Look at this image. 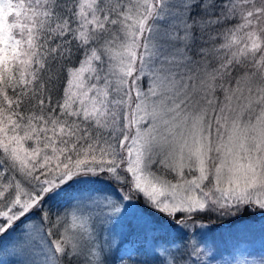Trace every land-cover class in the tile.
Instances as JSON below:
<instances>
[{
	"label": "snow or ice",
	"instance_id": "snow-or-ice-1",
	"mask_svg": "<svg viewBox=\"0 0 264 264\" xmlns=\"http://www.w3.org/2000/svg\"><path fill=\"white\" fill-rule=\"evenodd\" d=\"M245 216L264 0H0V264H214Z\"/></svg>",
	"mask_w": 264,
	"mask_h": 264
},
{
	"label": "trees",
	"instance_id": "trees-1",
	"mask_svg": "<svg viewBox=\"0 0 264 264\" xmlns=\"http://www.w3.org/2000/svg\"><path fill=\"white\" fill-rule=\"evenodd\" d=\"M216 223L220 226L214 228L213 231L209 233L208 237L210 243L214 242L215 244L217 259L214 261V264H226L225 257H229L231 259V264H236V258L241 257L242 255L238 254L237 257L230 255L226 248L230 245H261L264 250V246H262L261 243V230L262 227H264V216H245L235 224L227 227L223 226L222 222ZM245 224L247 226H245ZM219 245H222L225 248V251ZM246 258L248 259V256ZM9 264H15V261Z\"/></svg>",
	"mask_w": 264,
	"mask_h": 264
},
{
	"label": "rangeland",
	"instance_id": "rangeland-1",
	"mask_svg": "<svg viewBox=\"0 0 264 264\" xmlns=\"http://www.w3.org/2000/svg\"><path fill=\"white\" fill-rule=\"evenodd\" d=\"M134 211H137L141 214H146L143 212V206H142V202H141V207L134 209ZM246 223V222H245ZM244 225V224H243ZM245 226H247L245 224ZM224 251L225 248L222 245H219ZM228 252L230 253V255L237 257L238 254H241V257H237L236 260H241L244 259L248 256L249 260H259L261 257H264V250L261 247V245L256 246L254 244H245V245H230L228 247H226ZM11 253V249L9 250ZM3 259H5L6 261H8L9 263L11 262H16L18 260H22L23 257L22 256H13V255H8L3 257ZM225 261L229 262L231 264V259L229 257H225Z\"/></svg>",
	"mask_w": 264,
	"mask_h": 264
}]
</instances>
